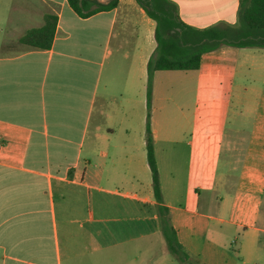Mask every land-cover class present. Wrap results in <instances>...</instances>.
Here are the masks:
<instances>
[{"label":"crops","instance_id":"crops-1","mask_svg":"<svg viewBox=\"0 0 264 264\" xmlns=\"http://www.w3.org/2000/svg\"><path fill=\"white\" fill-rule=\"evenodd\" d=\"M170 1L189 26H240L241 0ZM50 14L52 47L22 44ZM155 27L135 0L86 19L68 0H0V264H187L157 243L145 141ZM263 51L203 56L182 135L159 120L163 81L180 71L154 76L162 197L189 263L264 264ZM252 73L262 82L249 89ZM235 103L254 117L231 118Z\"/></svg>","mask_w":264,"mask_h":264},{"label":"trees","instance_id":"trees-1","mask_svg":"<svg viewBox=\"0 0 264 264\" xmlns=\"http://www.w3.org/2000/svg\"><path fill=\"white\" fill-rule=\"evenodd\" d=\"M136 1L147 16L156 23L154 38L157 48L148 63V109L145 134L147 162L152 174V190L158 203L157 211L160 215L162 233L169 251L180 262L192 264L189 263V255L178 241V233L172 225L170 209L163 202L151 122L154 76L159 71L198 70L205 54L224 46L264 49V0H241L238 28L215 26L208 29H198L183 23L178 16L177 6L170 0ZM68 3L80 18L86 19L99 12L115 9L119 5V0H111L107 5L96 0H68ZM57 24L58 18L55 15H47L44 26L40 29L28 30L20 42L36 49H50Z\"/></svg>","mask_w":264,"mask_h":264},{"label":"rangeland","instance_id":"rangeland-1","mask_svg":"<svg viewBox=\"0 0 264 264\" xmlns=\"http://www.w3.org/2000/svg\"><path fill=\"white\" fill-rule=\"evenodd\" d=\"M136 20L138 19L136 18ZM152 40H153L152 48H154L156 44V42H154L155 41L154 37L152 38ZM154 54L155 52L153 53V56ZM259 54H264V51L263 53H259ZM192 75H196V72L195 71H190L186 73L177 72L176 74H173L172 77L165 78L163 81L164 84H162L163 87H161V90H162L161 106L162 107H160L161 108L160 112H162L163 115L166 114L167 116L162 118V116L160 115L159 120L160 121L163 120V123H162L163 130L167 134L173 133V132L177 133L178 131V133L180 132V134L182 135V133L185 134L188 132V130L184 132L182 131L185 129V126H187L188 124L186 121L188 114L192 112V110H194L191 104V95L189 92V85L191 84L190 77ZM255 76H256L255 73H252L250 77L248 76L246 78H241V80L246 81L248 84L247 87L250 89L255 86V82H256V85L262 82V80H260V82H257L255 79ZM262 88L264 89V86H262ZM263 95H264V92H263ZM167 97L172 98V100H166ZM245 97L252 98L253 95H251V92H249L245 95ZM162 98H164V101L162 100ZM245 108L247 107H244V109ZM242 111L243 109L237 106V104L235 103V109L231 111L232 112L231 118L233 117L234 113L242 112ZM253 111H254L253 109L251 111H249V109H245L243 111L247 120H249L250 117H254ZM182 112H184L185 114L183 115ZM155 117H156V111H155ZM136 123H137L136 119L134 118L133 119L134 127L136 126ZM263 214H264V207H263ZM157 243H159V251H160V254H162L163 249L165 250V247L167 246L164 235L160 237Z\"/></svg>","mask_w":264,"mask_h":264},{"label":"water","instance_id":"water-1","mask_svg":"<svg viewBox=\"0 0 264 264\" xmlns=\"http://www.w3.org/2000/svg\"><path fill=\"white\" fill-rule=\"evenodd\" d=\"M96 1H98L99 3H103V4H105L106 2L105 1H103V0H96ZM107 4V3H106Z\"/></svg>","mask_w":264,"mask_h":264}]
</instances>
